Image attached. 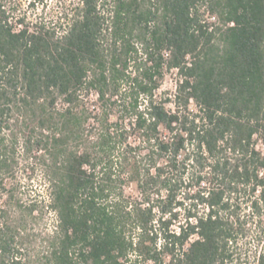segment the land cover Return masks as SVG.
Wrapping results in <instances>:
<instances>
[{
	"label": "trees",
	"instance_id": "obj_1",
	"mask_svg": "<svg viewBox=\"0 0 264 264\" xmlns=\"http://www.w3.org/2000/svg\"><path fill=\"white\" fill-rule=\"evenodd\" d=\"M14 10L0 0V174L17 165L14 114L56 216L44 264H264V0H79L49 23ZM122 82L139 143L114 161L124 134L82 147L75 107L94 91L107 108ZM18 234L0 228V264H20Z\"/></svg>",
	"mask_w": 264,
	"mask_h": 264
},
{
	"label": "rangeland",
	"instance_id": "obj_2",
	"mask_svg": "<svg viewBox=\"0 0 264 264\" xmlns=\"http://www.w3.org/2000/svg\"><path fill=\"white\" fill-rule=\"evenodd\" d=\"M12 1L15 7L14 20L25 16L27 22L33 23L55 21L60 17V13L79 2V0H44L43 4L36 3L32 6L33 0ZM128 87V83L122 82L117 92V100L113 104H108L107 108L98 100L94 91L81 93L75 111L87 117L85 129L88 132L85 134L88 135L86 138L88 140L82 147L94 141L106 126H110L112 135L124 134V137L118 139L116 143L120 141L127 145H138V135L129 127L131 116L122 112L119 106ZM175 88V72H166L159 82L155 100L158 102L165 99L172 100ZM165 106L168 110L174 109L170 103ZM56 107L62 109L64 105L59 102ZM17 117L14 114L10 117V127L15 130L17 141V165L10 174H0V228L5 224L17 228L19 234L15 238V243L19 252L15 254L16 261L20 264H44V257L49 253L47 240L55 230L56 216L50 208V187L44 176L43 164L38 160L37 146L32 144L33 146L28 150L26 145V139L31 137L35 141L37 134L27 130L21 123L14 126ZM2 133L7 134L9 131L3 128ZM118 144L110 156L114 161L121 155L122 145ZM143 147L144 145L141 148ZM123 182L124 193L136 197L138 195L136 184L127 178Z\"/></svg>",
	"mask_w": 264,
	"mask_h": 264
},
{
	"label": "built area",
	"instance_id": "obj_3",
	"mask_svg": "<svg viewBox=\"0 0 264 264\" xmlns=\"http://www.w3.org/2000/svg\"><path fill=\"white\" fill-rule=\"evenodd\" d=\"M203 19H204V22L209 23V24H210V23H215V22H216V17L210 15L208 12L205 13ZM230 25H232V23H230Z\"/></svg>",
	"mask_w": 264,
	"mask_h": 264
}]
</instances>
